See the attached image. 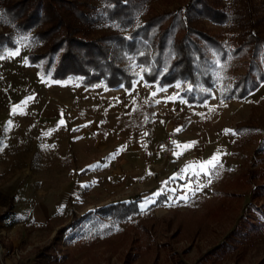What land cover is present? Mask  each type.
Masks as SVG:
<instances>
[{"label":"rangeland","instance_id":"1","mask_svg":"<svg viewBox=\"0 0 264 264\" xmlns=\"http://www.w3.org/2000/svg\"><path fill=\"white\" fill-rule=\"evenodd\" d=\"M19 1L0 0V33L11 34L18 44L0 57V255L7 252L5 263L21 250L20 264H35L50 248L43 264H198L237 229L242 216L264 220L252 207L264 205V198L252 196L264 183V44L234 52L251 30L264 39V0H218L236 19L195 21L228 52L223 61L214 54L218 83L204 104L183 97L191 91L186 82L163 88L147 84L142 66L133 61L128 67L136 79L130 91L103 83L86 87L79 77L52 80L28 61L30 53L44 50L43 43L6 12ZM187 3L147 0L136 24ZM96 4L103 6L100 0ZM117 28L102 21L91 37ZM246 74L259 87L230 98ZM169 134L183 144L167 155L159 141ZM214 155L217 167L211 170ZM197 183L201 190L187 191ZM185 194L188 199H180ZM225 200L230 208L222 210ZM131 203L139 213L124 218L97 213L101 222L88 217L71 226L74 215L80 219ZM255 238L220 264H263L264 232Z\"/></svg>","mask_w":264,"mask_h":264},{"label":"trees","instance_id":"2","mask_svg":"<svg viewBox=\"0 0 264 264\" xmlns=\"http://www.w3.org/2000/svg\"><path fill=\"white\" fill-rule=\"evenodd\" d=\"M97 1L22 0L8 5L6 12L13 16L14 21L19 22L25 31L34 30L33 39L43 43V51L29 54V63L41 67L43 74L54 81L79 77L86 87L103 83L107 89L122 86L130 91L136 79V74L128 67L133 61L142 66L147 84L163 88L186 82L191 91L185 92L183 97L189 103L204 104L212 98L220 71L214 54L220 53L223 61L228 54L227 45L199 28L195 21L208 19L224 24L236 19L232 10L223 8L218 0H188L184 8L156 14L137 25V18L147 0H100L102 7L96 4ZM102 21L110 22L119 29L92 38L94 27ZM250 27L253 25L250 24ZM122 30L130 31V34L126 36ZM261 44H264V39L251 30L237 44L238 49L234 52L238 54L245 49L255 51ZM17 46L11 34L0 33V57L5 50H15ZM242 82L241 90V84H237L229 94L230 98L244 97L260 85L257 82L253 84L255 81L250 80L247 74ZM257 175H253L252 179L257 180ZM229 195L235 197L233 193ZM252 196L253 199L264 198V183L254 188ZM222 204V210L230 208L227 200ZM254 206L264 217V205ZM139 212L136 203L110 205L80 219L74 215L71 226L88 217L99 223L100 219L95 216L97 213L124 218L127 214ZM251 215L242 216L237 229L198 264H220L239 249L249 247L253 238L264 232V220L254 219ZM50 255V248L42 250L36 264H43ZM261 263L264 264V259Z\"/></svg>","mask_w":264,"mask_h":264},{"label":"built area","instance_id":"3","mask_svg":"<svg viewBox=\"0 0 264 264\" xmlns=\"http://www.w3.org/2000/svg\"><path fill=\"white\" fill-rule=\"evenodd\" d=\"M182 144H183V140L174 134H169L159 141V147L167 155H170L171 153L176 151ZM6 254L7 252L4 251L0 255V264H7L3 261V255H6ZM23 255H24V252H22L21 250H14V252L11 253L13 260H15L16 262H19Z\"/></svg>","mask_w":264,"mask_h":264},{"label":"snow or ice","instance_id":"4","mask_svg":"<svg viewBox=\"0 0 264 264\" xmlns=\"http://www.w3.org/2000/svg\"><path fill=\"white\" fill-rule=\"evenodd\" d=\"M18 51V50H17ZM0 55H2V53H0ZM229 130H225V132L227 133ZM234 131V130H233ZM235 134V133H234ZM113 155H115V154H113ZM217 160V157L214 155L210 160H209V165L211 166V170H215L216 169V167H217V165H216V163H214V161H216ZM83 171V170H82ZM207 174V173H206ZM86 186V185H85ZM187 187V191H197V190H201V188H202V185H200V184H198L197 183V185H196V187L195 188H192L191 187V185H188V186H186ZM163 193H156V194H153L154 195V197L155 196H159V195H162ZM180 199H182V200H187L188 199V196L185 194V195H182L181 197H180ZM147 202V201H146ZM152 202H155V200L153 199V201Z\"/></svg>","mask_w":264,"mask_h":264},{"label":"crops","instance_id":"5","mask_svg":"<svg viewBox=\"0 0 264 264\" xmlns=\"http://www.w3.org/2000/svg\"><path fill=\"white\" fill-rule=\"evenodd\" d=\"M22 261V260H21ZM20 261V262H21ZM20 262H16L15 260H10V259H7V264H20ZM36 264V263H35Z\"/></svg>","mask_w":264,"mask_h":264}]
</instances>
